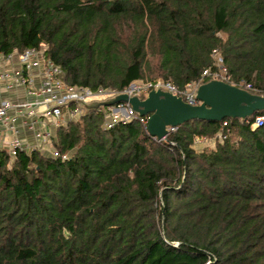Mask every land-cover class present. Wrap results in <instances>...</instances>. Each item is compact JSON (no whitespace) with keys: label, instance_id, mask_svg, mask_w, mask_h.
<instances>
[{"label":"trees","instance_id":"trees-1","mask_svg":"<svg viewBox=\"0 0 264 264\" xmlns=\"http://www.w3.org/2000/svg\"><path fill=\"white\" fill-rule=\"evenodd\" d=\"M43 45L69 85L184 90L220 57L264 95V0H0V50ZM108 107L57 127L56 155L0 148V264H264V109L157 140Z\"/></svg>","mask_w":264,"mask_h":264},{"label":"built area","instance_id":"built-area-1","mask_svg":"<svg viewBox=\"0 0 264 264\" xmlns=\"http://www.w3.org/2000/svg\"><path fill=\"white\" fill-rule=\"evenodd\" d=\"M45 49L46 45L41 49L26 48L22 52L5 53L0 50V148L5 147L12 158L19 150L28 153L39 150L56 155L54 139L57 127L77 119L90 105L110 100L121 93L140 97L161 89L182 96L189 103H198L196 94L201 83L197 82L189 83L186 89L181 90L170 81L139 80L121 92L69 85L63 79L62 69L46 57ZM218 60L219 71L207 70L204 76L212 75L213 79L227 82L222 59L219 57ZM5 91L14 92L13 96L2 97ZM70 103L76 106L71 107ZM137 116L140 115L129 102H120L108 107L106 121L108 126H113ZM141 119L147 127L148 120ZM263 123L264 115H259L251 126L255 128ZM220 138L225 136L220 135ZM200 140L209 141L197 139Z\"/></svg>","mask_w":264,"mask_h":264},{"label":"water","instance_id":"water-1","mask_svg":"<svg viewBox=\"0 0 264 264\" xmlns=\"http://www.w3.org/2000/svg\"><path fill=\"white\" fill-rule=\"evenodd\" d=\"M198 103L192 104L182 96L161 89L152 90L146 98L121 93L114 98L97 102L90 107L111 106L129 102L140 116H148L147 130L152 137L162 140L185 122L195 119L222 121L225 118L246 119L264 109V95L255 94L221 79H211L197 89Z\"/></svg>","mask_w":264,"mask_h":264},{"label":"rangeland","instance_id":"rangeland-1","mask_svg":"<svg viewBox=\"0 0 264 264\" xmlns=\"http://www.w3.org/2000/svg\"><path fill=\"white\" fill-rule=\"evenodd\" d=\"M219 62V60H218ZM106 98V97H105ZM96 100V99H95ZM211 144H214V140H209V141H197L194 145V147L197 149V150H202V149H205V148H208L210 147Z\"/></svg>","mask_w":264,"mask_h":264},{"label":"crops","instance_id":"crops-1","mask_svg":"<svg viewBox=\"0 0 264 264\" xmlns=\"http://www.w3.org/2000/svg\"><path fill=\"white\" fill-rule=\"evenodd\" d=\"M13 93H14V92H11V91H7V92L5 91V92H3V94H2L1 96H2V97L11 96V97H12V96H13Z\"/></svg>","mask_w":264,"mask_h":264}]
</instances>
